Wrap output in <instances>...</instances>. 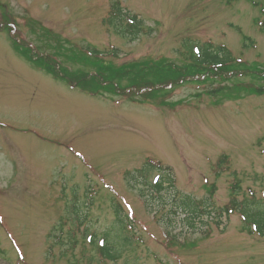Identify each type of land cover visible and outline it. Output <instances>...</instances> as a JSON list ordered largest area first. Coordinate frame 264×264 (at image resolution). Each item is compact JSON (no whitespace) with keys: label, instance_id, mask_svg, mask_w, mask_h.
<instances>
[{"label":"rangeland","instance_id":"374dc122","mask_svg":"<svg viewBox=\"0 0 264 264\" xmlns=\"http://www.w3.org/2000/svg\"><path fill=\"white\" fill-rule=\"evenodd\" d=\"M112 1L0 3L16 22L10 33L46 54L56 41L31 29L33 20L60 37L66 55L95 49L117 64L147 56L179 64L187 40L264 64V0H118L151 28L135 40L101 23ZM217 85L175 86L164 107L86 94L32 67L0 25V264H264V235L249 232L235 211L217 214L231 200L264 199V95L206 92ZM147 157L171 168L173 184L161 196L143 184L160 173L143 176ZM73 192L86 213L80 225L67 210ZM184 194L198 207L211 204L215 218L192 217ZM113 203L131 219L122 233L131 244L110 260L90 238L103 239Z\"/></svg>","mask_w":264,"mask_h":264},{"label":"trees","instance_id":"16d2710c","mask_svg":"<svg viewBox=\"0 0 264 264\" xmlns=\"http://www.w3.org/2000/svg\"><path fill=\"white\" fill-rule=\"evenodd\" d=\"M0 25L9 34V40L13 49L20 54L32 67L44 71L55 80L64 82L66 85L77 87L82 92L92 95H113L120 96L127 101L144 104L147 101H154L158 106H172L173 103L167 100L171 88L182 85L185 82H216L218 85L207 90L208 94H216L223 90H228L224 94L226 99H236L242 94L264 95V64L256 62H245L233 59L229 50L223 45L214 46L211 42L191 43L183 41V48L187 51L182 63H176L161 56L158 58L143 57L137 60L117 64L112 60H103L99 51L95 49H78L77 53L66 55L62 50L61 39L54 36L47 28L38 21L33 20L31 29H39L45 37L48 34L53 36L56 41L54 52L46 54L38 51V47H32L28 42L18 37V34L10 33L16 26L14 19L9 18L11 13L0 4ZM9 18V19H7ZM139 14L130 13L122 8L118 0H113L101 19V23L116 35L130 37L135 40L141 34L150 32V27L144 26V19ZM262 24V23H261ZM145 29V31H143ZM99 53V54H98ZM116 52H112L115 56ZM63 58H68L73 62L83 65L68 67L63 62ZM237 76H250L248 82H239L233 79ZM230 81L229 86L226 82ZM149 169H156L160 176L155 181L143 183L151 188V191L161 196L160 193L165 189V184H173V175L169 166L160 162H149ZM142 195V193H141ZM75 193L71 205L72 219L78 225L85 219L82 208L78 207ZM188 207L189 214H202L207 212L206 208L198 207V203L190 202ZM239 202H231L224 208H220L218 214L223 211L229 213L238 207ZM238 210L246 224H253V232L258 235L264 233V202L256 201L252 206L241 203ZM114 217L103 232V239L100 244L95 243L92 235L90 243L95 246L98 254L104 258L114 260L119 257L121 247L131 244L128 234L122 235L131 226V219L123 214L118 203L112 204ZM116 231V241L111 242L109 232ZM115 244L117 247H115ZM51 248L47 249L50 253Z\"/></svg>","mask_w":264,"mask_h":264}]
</instances>
